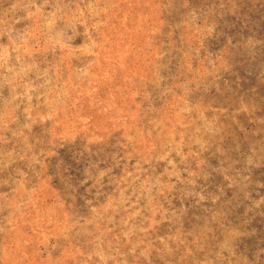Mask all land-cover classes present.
<instances>
[{
    "label": "rangeland",
    "instance_id": "obj_1",
    "mask_svg": "<svg viewBox=\"0 0 264 264\" xmlns=\"http://www.w3.org/2000/svg\"><path fill=\"white\" fill-rule=\"evenodd\" d=\"M0 264H264V0H0Z\"/></svg>",
    "mask_w": 264,
    "mask_h": 264
}]
</instances>
